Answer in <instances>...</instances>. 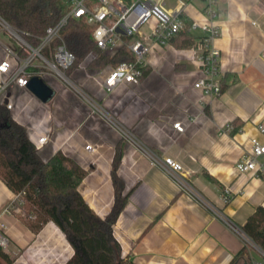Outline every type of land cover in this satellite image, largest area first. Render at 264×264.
Instances as JSON below:
<instances>
[{"label": "crops", "instance_id": "obj_1", "mask_svg": "<svg viewBox=\"0 0 264 264\" xmlns=\"http://www.w3.org/2000/svg\"><path fill=\"white\" fill-rule=\"evenodd\" d=\"M181 2L186 4L185 23L205 20L203 0H166V7L175 9ZM217 9L215 23L221 34L214 45L221 51L227 84L217 98L201 100L200 92L192 87L197 67L182 51L190 47L172 43L148 55L149 71L138 85L105 92L83 72L75 73L77 86L117 126L100 114L82 112L79 96L62 83L53 87L56 93L48 103L30 89L13 90L20 95L13 119L34 129L27 130L34 144L39 135L51 132L50 141L40 150L45 161L60 150L88 172L79 190L102 218L115 202L112 171L120 153L117 174L127 200L114 225V236L122 256L136 264H230L244 247L251 264H264V250L242 230L256 208L264 207V175L236 169L237 162L251 151L253 139L264 143L260 130L264 126V0H217ZM153 24L149 20L147 32L143 25L142 33L149 34ZM188 31L195 42L204 36L200 29L189 26ZM0 44L1 61L3 46L8 45L2 38ZM21 48L22 42L13 49L19 54ZM12 65L16 67L18 60L12 59ZM39 65L35 59L33 67ZM107 68L91 71L106 74ZM133 91L140 94L138 103L132 101ZM59 97L65 101L57 103ZM63 106L70 108L66 114ZM192 115H197V121L179 134L173 123H186ZM87 144L95 150H87ZM163 155L183 164L189 183L208 205L180 189L163 169ZM16 198L0 178V222L7 226L9 250L24 253L17 263L29 254L40 264H65L74 250L64 232L53 221L38 233L31 231L19 216L21 208L13 207Z\"/></svg>", "mask_w": 264, "mask_h": 264}, {"label": "trees", "instance_id": "obj_2", "mask_svg": "<svg viewBox=\"0 0 264 264\" xmlns=\"http://www.w3.org/2000/svg\"><path fill=\"white\" fill-rule=\"evenodd\" d=\"M69 8L70 0H0V17L36 48L47 28L59 23ZM186 24L171 40L178 48L191 47L195 43V37L188 31L191 23ZM61 38L76 57L73 67L66 70L68 76L75 75L78 64L90 52L96 54L89 64L92 71L135 61V54L128 47L131 37H124L123 46L110 55L98 48L93 27L82 19L70 18L62 29ZM60 42L55 40L53 46ZM19 54L27 57L30 51L22 47ZM43 54L49 58V49H44ZM139 68L142 78L149 68ZM30 70L36 72V68ZM222 87V91L227 87L224 80ZM119 163L120 153L117 152L112 171L115 202L111 212L102 218L79 190L88 172L60 150L45 161L30 140L26 127L16 122L10 111L0 104V178L17 195L13 207L22 209L20 218L31 231L38 233L53 221L64 232L74 250L65 264H136L122 256L121 245L114 236V225L127 200L123 194V180L117 174ZM242 230L264 250V207L256 208ZM249 258L244 247L230 264L238 261L245 264ZM14 260L15 257L0 245V264H12Z\"/></svg>", "mask_w": 264, "mask_h": 264}, {"label": "built area", "instance_id": "obj_3", "mask_svg": "<svg viewBox=\"0 0 264 264\" xmlns=\"http://www.w3.org/2000/svg\"><path fill=\"white\" fill-rule=\"evenodd\" d=\"M203 1L205 2V20H194L190 29H200L204 36L188 50H182L186 52L187 59L197 67L192 87L200 92L201 100L219 97L223 92L224 79V71L220 63L221 51L214 45V40L221 34L220 26L215 23L219 16L217 0ZM185 7L186 4L181 2L175 9H169L166 7V0H70V8L67 14L59 23L47 28L38 47L31 46L16 33L17 38L22 42V47L30 51L27 57H19L17 51L5 46V56L0 61V104H3L12 115L20 97L19 94L13 93L14 88L29 90L30 79L38 75L47 81L50 80L49 84L54 88H56L57 83H62L75 89L83 97L84 106L88 108V116L100 114L117 126L113 117L103 110L89 94L79 88L70 76L66 75V70L75 64L76 57L62 41L63 27L70 18L84 20L93 27V37L98 48L110 55L116 54L118 49L123 46L124 37H131L128 47L135 54L134 62H124L117 67L108 66L106 74H93L89 64L96 58V54L90 52L76 68L77 71L83 72L87 78L92 79L100 89L105 92H112L118 86L140 84L141 70L139 66H147L149 64L148 55L154 52L156 47L170 46L172 38L186 27L182 17ZM149 20H154V24L150 26L149 34H143L141 28ZM118 28L123 30L125 34L118 32ZM55 40L61 42L54 47ZM46 48L50 52L49 58L43 54V50ZM262 57L264 58V49ZM14 58L18 60V65L13 68L12 59ZM35 59L40 61L38 67H33ZM31 68H36V72L31 71ZM131 94L133 103H138L140 94L134 91ZM186 111L188 112V110ZM192 117L186 123L182 120L175 121L173 123L174 129L179 134L185 133L187 128L197 121V115H192ZM26 129L34 131L28 123ZM260 130L264 133V126H260ZM123 133L132 137L130 136L131 133L125 130ZM50 137L51 132L39 135L35 141L37 150L40 151L44 144L50 141ZM86 149L95 150L91 144H87ZM161 165L167 174L176 181L181 190L189 193L199 202L208 205L205 198L198 194L189 183L181 162L171 156L163 155ZM236 169L240 173L264 175V143L253 139L251 151L237 162ZM5 230H7V226L0 222V245L7 247L10 242ZM16 264L25 263H17L16 261Z\"/></svg>", "mask_w": 264, "mask_h": 264}, {"label": "rangeland", "instance_id": "obj_4", "mask_svg": "<svg viewBox=\"0 0 264 264\" xmlns=\"http://www.w3.org/2000/svg\"><path fill=\"white\" fill-rule=\"evenodd\" d=\"M169 1H172V0H169ZM142 30L144 31V32H147V26L145 25L143 28H142ZM16 33H18L19 35H20V33L16 30V29H14L11 25H9L6 21L4 22L1 18H0V38H2V40H4L5 41V44L6 45H8V46H10V47H13V48H15V47H18L19 46V44L21 43L20 42V40L17 38V36H16ZM21 36V35H20ZM22 37V36H21ZM23 38V37H22ZM24 39V38H23ZM1 46H2V44H0V48H1ZM3 47H5V46H3ZM74 72H76V73H79L78 71H74ZM73 72V73H74ZM71 77V79L72 80H74L73 78H74V76H70ZM76 77V76H75ZM48 82H51L50 80H48ZM73 82H75V84H76V81L74 80ZM78 83V82H77ZM58 84H60V83H57L56 84V89H57V86H58ZM64 85L65 84H63V87H64ZM59 89V88H58ZM78 89V88H77ZM72 90H74V92H75V94L76 95H78L79 96V100L80 101H76L77 102V105H79V107H80V109H81V111L82 112H88V108L86 107V106H84V101H83V97H81V95L75 90V89H72ZM68 100H69V98H67ZM62 101V100H64L65 101V99H63L62 97H59L58 98V100H57V103H59V101ZM71 102H74L73 101V99H71L70 100ZM75 102V103H76ZM63 108H64V112L61 110V111H59V112H63L64 114H66L67 113V109H70L69 107H67V109H66V107L65 106H63ZM59 109V108H58ZM23 215V211L20 209V211H19V216H22ZM9 245H10V243H9ZM2 246V248L8 253V254H10V256H13V257H15V260H14V262L12 263V264H16V261H18V259H19V257H21V255L22 254H24L23 253V250H20V252L19 251H17V253H13L12 251H10L9 250V246H7V247H5V246H3V245H1ZM23 258V257H22ZM33 258H34V256L32 255V256H30L29 254H27L26 255V257H25V259H23V261H21L20 263H25V264H37V263H39V262H37L36 261V259H34L33 260ZM40 264V263H39Z\"/></svg>", "mask_w": 264, "mask_h": 264}, {"label": "water", "instance_id": "obj_5", "mask_svg": "<svg viewBox=\"0 0 264 264\" xmlns=\"http://www.w3.org/2000/svg\"><path fill=\"white\" fill-rule=\"evenodd\" d=\"M118 32L125 34L120 28L117 29ZM28 88L44 103L50 102L56 93V90L46 82V80L41 76H33L28 84ZM245 264H250L245 262Z\"/></svg>", "mask_w": 264, "mask_h": 264}]
</instances>
